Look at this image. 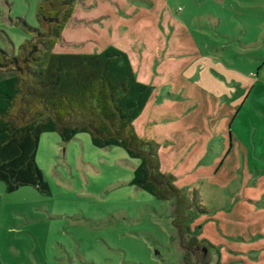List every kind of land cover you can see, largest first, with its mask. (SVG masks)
Masks as SVG:
<instances>
[{
	"label": "rangeland",
	"instance_id": "rangeland-1",
	"mask_svg": "<svg viewBox=\"0 0 264 264\" xmlns=\"http://www.w3.org/2000/svg\"><path fill=\"white\" fill-rule=\"evenodd\" d=\"M42 2L0 0V50L20 55ZM109 46L153 88L137 133L207 208L189 212L193 255L264 264V0H80L54 52ZM36 158L45 192L0 180V264H183L173 201L130 184L140 159L88 132H44Z\"/></svg>",
	"mask_w": 264,
	"mask_h": 264
},
{
	"label": "trees",
	"instance_id": "trees-1",
	"mask_svg": "<svg viewBox=\"0 0 264 264\" xmlns=\"http://www.w3.org/2000/svg\"><path fill=\"white\" fill-rule=\"evenodd\" d=\"M79 1L43 0L40 28L20 55L0 50V180L8 192L27 185L48 189L36 158L44 132H58L65 142L88 132L98 147H123L141 160L130 184L173 201V242L183 251V264H192L202 241L191 229L189 212L207 208L197 189L188 196L162 170L157 142L135 129L152 86L137 78L129 54L116 46L91 54L54 52Z\"/></svg>",
	"mask_w": 264,
	"mask_h": 264
},
{
	"label": "water",
	"instance_id": "water-1",
	"mask_svg": "<svg viewBox=\"0 0 264 264\" xmlns=\"http://www.w3.org/2000/svg\"><path fill=\"white\" fill-rule=\"evenodd\" d=\"M193 256H194V260H193L192 264H200L196 254H194ZM201 264H204V263L201 262Z\"/></svg>",
	"mask_w": 264,
	"mask_h": 264
}]
</instances>
